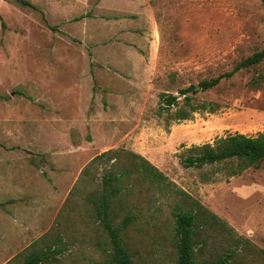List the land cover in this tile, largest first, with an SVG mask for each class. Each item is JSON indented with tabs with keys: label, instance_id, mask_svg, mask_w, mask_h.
<instances>
[{
	"label": "rangeland",
	"instance_id": "rangeland-1",
	"mask_svg": "<svg viewBox=\"0 0 264 264\" xmlns=\"http://www.w3.org/2000/svg\"><path fill=\"white\" fill-rule=\"evenodd\" d=\"M27 1L32 5L0 0V206L11 213L26 209L28 216L44 203L46 222L60 196L61 208L45 232L58 231L55 224L65 217L62 237L70 244L57 256L61 264L72 258L88 264L101 250L93 248L97 224L86 216L85 198L101 187L112 153L91 160L107 150H128L264 253V160L231 177L225 164L186 168L180 161L191 145L264 132V79L258 87L249 84L264 73V58L187 94L194 104L212 102L213 111L207 106L189 119L173 117L185 106L180 89L229 71L263 48L261 0ZM163 92L177 95L178 105L161 108ZM23 144L29 155L5 149ZM42 161L45 174L35 176ZM50 162L56 170H49ZM68 196L72 208L63 206ZM177 197L155 191L136 222L140 230L129 227L136 228L130 237L144 264H174L170 229ZM13 198L10 207L6 200Z\"/></svg>",
	"mask_w": 264,
	"mask_h": 264
},
{
	"label": "trees",
	"instance_id": "trees-1",
	"mask_svg": "<svg viewBox=\"0 0 264 264\" xmlns=\"http://www.w3.org/2000/svg\"><path fill=\"white\" fill-rule=\"evenodd\" d=\"M21 2L32 5L27 0ZM261 2L264 7V0ZM263 58L264 46L236 63L231 70L201 80L196 86L190 85L180 89L179 92L184 95L185 106H179L174 111V119H189L193 112L208 109L207 106L213 111L215 105L212 102L194 104L191 96L187 94L212 88L222 78H229L243 68L258 64ZM263 79L264 73H259L249 80V84L258 87ZM160 100L164 105L161 104V108L178 105V96L175 94L163 92L160 94ZM109 153H112L109 157L111 164L102 176L101 187L98 190H91L89 196L85 198L89 204L86 216H91L97 224L92 228L95 231L92 239L93 248L95 246L101 250V257L90 259L88 264H144L138 250L133 248V239L130 237V231L136 228L129 227L137 225V230H140L136 222L144 216L146 208L144 206L152 201L155 191L164 195L173 193L178 196L171 210L173 223L170 229V243L175 254L174 264H262L264 262V253L261 249L256 248L248 238L238 234L187 191L177 188L160 169L141 154L128 150H107L94 156L91 162ZM263 160L264 132L257 135L239 132L227 134L216 138L214 144L191 145L180 155V161L186 168L225 164L229 166L227 177L238 175L251 166H257ZM68 202L71 203L72 208L70 196L66 198L63 206ZM149 216L153 214L149 212ZM61 219L58 222L56 220L55 227L58 231H52L50 228L19 252L18 256H23L19 264L62 263L57 255L62 254L70 243L63 241L62 234L65 230L62 229L61 223L65 221L61 222ZM84 219L88 220L86 217ZM71 264H78L75 258H72Z\"/></svg>",
	"mask_w": 264,
	"mask_h": 264
},
{
	"label": "crops",
	"instance_id": "crops-1",
	"mask_svg": "<svg viewBox=\"0 0 264 264\" xmlns=\"http://www.w3.org/2000/svg\"><path fill=\"white\" fill-rule=\"evenodd\" d=\"M3 147V146H2ZM26 145H9L5 149L9 150H18L21 153L20 155H29L31 151L29 149L25 148ZM4 148V147H3ZM51 166H49L50 171H54L57 168L55 167L53 162H50ZM40 165L36 166V171L34 174L35 176L45 174V168L43 161L40 163ZM53 164V166H52ZM19 188V186H18ZM69 192V191H68ZM20 195V191L17 193ZM67 192L62 194V201H64L65 197L67 196ZM64 195V197H63ZM60 196H57V199L55 200V204L51 205L49 208V213L47 215V220L44 222L43 218L46 216L45 210L46 207L44 206V203L42 205H36L33 206L34 213L31 215L26 216L27 210L22 208H16L15 211L12 213H17L16 216H12V213L9 209V207L6 206H0V229L4 227L7 229V232H0V243L5 244L2 252H0V260L4 259L0 264H6L7 262L9 264H19V262H16L15 257L19 254V252L23 251L25 248H27L32 242L37 240L40 236L43 235V233L50 227L52 222L55 219V216L58 214L61 205L60 202ZM6 202L10 204V207L13 206L16 203V199H7ZM30 216V217H29ZM6 219H9V221L5 222ZM8 223H12L11 230L8 229ZM2 234H6L3 236ZM10 236L9 238H5L7 236ZM8 236V237H9ZM4 238V239H3Z\"/></svg>",
	"mask_w": 264,
	"mask_h": 264
}]
</instances>
